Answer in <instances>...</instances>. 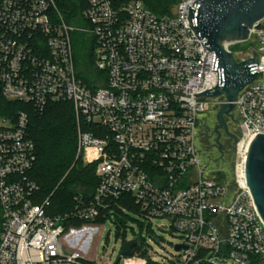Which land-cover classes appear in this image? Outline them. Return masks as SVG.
Wrapping results in <instances>:
<instances>
[{
	"label": "built area",
	"instance_id": "obj_1",
	"mask_svg": "<svg viewBox=\"0 0 264 264\" xmlns=\"http://www.w3.org/2000/svg\"><path fill=\"white\" fill-rule=\"evenodd\" d=\"M176 1L170 15L158 16L142 1L115 8L111 0H85V32L95 40L96 67L106 79L91 88L77 75L75 29L53 18L54 0H0L3 97L38 114L50 104L71 103L79 156L96 166L99 181L91 200L78 198L63 215L50 213V198L37 202L40 188L31 178L38 156L28 113L0 115V264H91L75 250L88 229L71 227L68 249L63 236L70 226L122 215L121 206L149 223L168 220L181 242L179 256L154 263L143 251L147 243L134 238L141 247L119 264H264V220L245 176L249 147L264 135V18L247 41L262 77L234 102L239 150L229 185L202 163L198 147L201 116L227 101L194 96L217 86L216 55L189 26L196 0ZM234 57L242 62L255 55Z\"/></svg>",
	"mask_w": 264,
	"mask_h": 264
},
{
	"label": "trees",
	"instance_id": "obj_2",
	"mask_svg": "<svg viewBox=\"0 0 264 264\" xmlns=\"http://www.w3.org/2000/svg\"><path fill=\"white\" fill-rule=\"evenodd\" d=\"M111 1L115 8L132 1H142L158 16L170 15L171 9L177 2L176 0ZM54 4L53 18L61 19L75 29L72 33V44L78 77L91 88L103 86L105 74L101 76L96 67L95 40L85 32L89 28L83 16L86 8L85 0H54ZM236 49L240 48L234 47L232 51L235 52ZM99 77L103 82H99ZM20 112L28 113V134L37 147L38 159L31 172V178L40 188L37 202L50 198L52 204L50 213L63 215L74 208L78 198L91 200L99 181L95 175L96 166L84 165L78 157L79 121L73 105L69 102L53 103L48 105L43 114H38L27 105L7 101L0 90V115L16 118ZM80 127L84 131L92 129L91 126L82 124Z\"/></svg>",
	"mask_w": 264,
	"mask_h": 264
},
{
	"label": "water",
	"instance_id": "obj_3",
	"mask_svg": "<svg viewBox=\"0 0 264 264\" xmlns=\"http://www.w3.org/2000/svg\"><path fill=\"white\" fill-rule=\"evenodd\" d=\"M263 18L264 0H196L189 9V26L198 39L205 41L202 45H206L209 52L215 53L212 71L218 72L217 86L194 96L226 98L227 101H224L226 103L220 104L218 113L220 125L215 132L224 129L234 138L236 146L238 139L229 134L226 117L234 119L233 112L236 105L234 102L238 100L237 95L258 76L262 77V73L258 69V55L255 50L251 49L255 55L253 59L238 62L224 44L247 42L250 30ZM245 176L247 187L264 220V135L262 134H258L249 147ZM139 247L141 243L138 239L124 243L115 264H119L122 256L132 257L134 249ZM177 249L180 250L181 247Z\"/></svg>",
	"mask_w": 264,
	"mask_h": 264
},
{
	"label": "rangeland",
	"instance_id": "obj_4",
	"mask_svg": "<svg viewBox=\"0 0 264 264\" xmlns=\"http://www.w3.org/2000/svg\"><path fill=\"white\" fill-rule=\"evenodd\" d=\"M236 47L240 49H236L235 52L232 51L234 54L246 55L254 48V44L251 41ZM244 48H247V50ZM218 113L217 106H212L200 118L198 132L200 157L202 163L211 173L220 177L229 185H233L237 162V146L234 144V138L229 136L224 129H218V133L215 132V129L220 125ZM226 124L229 134L238 139L239 120L237 115H234V119L227 117ZM78 157L84 164L83 157L79 156V152ZM120 210L122 215H112L105 221L100 219L97 225L79 224L76 227L70 226L69 231L62 238L64 246L67 249L71 248L67 239L69 236L70 239H73L71 227L75 229L85 227L88 230L84 232V237L75 245V250L83 252L85 249L87 262H92L91 264L108 262L114 264L120 255L123 243L134 238H140L141 241L147 243L148 247L144 248L143 251L147 256L151 253L154 255L152 257L154 263H164L165 258L179 256L175 250V245L181 242V235L170 229L171 223L168 220H152V223H149L132 209L121 206ZM89 227L93 230L91 231L92 234L89 233Z\"/></svg>",
	"mask_w": 264,
	"mask_h": 264
},
{
	"label": "bare ground",
	"instance_id": "obj_5",
	"mask_svg": "<svg viewBox=\"0 0 264 264\" xmlns=\"http://www.w3.org/2000/svg\"><path fill=\"white\" fill-rule=\"evenodd\" d=\"M228 43H225L224 45L226 46Z\"/></svg>",
	"mask_w": 264,
	"mask_h": 264
},
{
	"label": "crops",
	"instance_id": "obj_6",
	"mask_svg": "<svg viewBox=\"0 0 264 264\" xmlns=\"http://www.w3.org/2000/svg\"><path fill=\"white\" fill-rule=\"evenodd\" d=\"M85 250V249H84ZM83 250V252L85 253V251Z\"/></svg>",
	"mask_w": 264,
	"mask_h": 264
}]
</instances>
